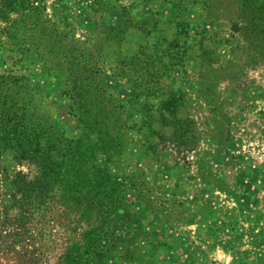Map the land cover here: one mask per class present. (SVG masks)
<instances>
[{
	"label": "rangeland",
	"instance_id": "rangeland-1",
	"mask_svg": "<svg viewBox=\"0 0 264 264\" xmlns=\"http://www.w3.org/2000/svg\"><path fill=\"white\" fill-rule=\"evenodd\" d=\"M44 1L50 14L53 2L62 3L65 8L56 5L53 18L62 22L68 15L69 27L77 36L92 37L98 16L87 2ZM156 9V5L138 6L135 12ZM161 13L166 14V9ZM120 19L116 9L103 11L101 25L113 27ZM188 19L190 33L203 38L204 54L195 45L197 37L189 40L183 64L169 84L182 95L179 128L161 125L153 113L154 118H149L148 110L138 105L123 131L126 150L111 168L115 173H130L136 180V189H128L124 199L129 211L142 217L145 232L137 246L145 264H264V57L249 43L233 0L196 4ZM148 40L161 42V37L130 33L123 51L132 53ZM15 56L12 51L0 53V70L26 76L40 109L67 134L75 135L69 102L60 95L55 79L43 71L40 62L17 65ZM106 62L105 86L127 104L135 93L133 84L112 75L114 52ZM160 92L146 99L150 112L158 105ZM143 99L142 95L139 103ZM17 173L32 178L36 168L3 155L0 224L4 213L9 218L17 213L9 201L12 185L21 177L13 183ZM68 220L67 240L74 227ZM45 231L46 236H31V246L19 242L6 249L0 244V264H58L64 229L55 226ZM30 255L32 262L27 261ZM120 259L116 254L108 263Z\"/></svg>",
	"mask_w": 264,
	"mask_h": 264
},
{
	"label": "trees",
	"instance_id": "trees-1",
	"mask_svg": "<svg viewBox=\"0 0 264 264\" xmlns=\"http://www.w3.org/2000/svg\"><path fill=\"white\" fill-rule=\"evenodd\" d=\"M83 1L98 16L90 39L77 36L68 15L62 22L53 18L57 2L50 5V14L44 0H0V53L15 52L17 65L40 62L68 100L77 129L75 135L67 134L40 109L26 76L0 70V158L10 154L36 168L32 178L16 174L13 183L21 177L12 186L18 197L12 194L9 201L17 213L10 218L4 213L0 244L6 249L19 242L31 246L33 234L46 236L47 227L57 226L64 229L58 264H110L109 258L116 254L121 259L114 264H145L137 246L145 232L142 217L129 211L124 199L128 189H136V180L130 173L113 172L111 166L126 150L123 131L138 105L161 125L179 128L182 95L169 84L183 64L189 40L200 35L190 33L188 14L196 4L209 6L216 0ZM233 1L249 43L264 57V0ZM146 5L157 9L135 12ZM58 6L65 8L62 3ZM110 9H116L121 19L104 27L102 12ZM130 33L160 36L161 42L148 40L125 53ZM195 45L203 55V38L197 37ZM113 52L112 75L131 81L135 89L127 104L105 86L106 60ZM157 91L162 96L150 112L146 99ZM138 196L142 199L140 192ZM67 218L69 225L74 224L68 240ZM33 260L30 255L27 261Z\"/></svg>",
	"mask_w": 264,
	"mask_h": 264
}]
</instances>
